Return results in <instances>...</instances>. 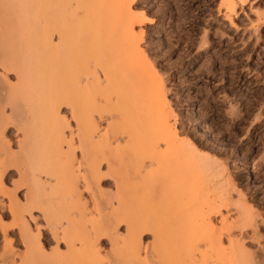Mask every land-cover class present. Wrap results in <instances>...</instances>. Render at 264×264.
<instances>
[{
  "label": "rangeland",
  "instance_id": "rangeland-1",
  "mask_svg": "<svg viewBox=\"0 0 264 264\" xmlns=\"http://www.w3.org/2000/svg\"><path fill=\"white\" fill-rule=\"evenodd\" d=\"M5 1L0 0L2 7L4 3L7 4L4 6L6 9L0 7V12L14 6L15 1H12V4H9L7 0ZM233 1L235 9L230 11L227 9L228 5L225 0H132L131 7L139 21L135 25V31L142 33L139 41L140 47L150 61L152 70L163 81L167 102L166 110L169 114L168 120L173 131L178 135L176 144L174 143L175 147H168L161 143L162 147H160V154H158L160 162L165 160L168 162L167 160L172 159L171 166H175H172L173 171H169L170 173H162L164 162L161 164L159 162L163 168L159 167V164H155L156 167L153 166L148 170L149 174L145 171L144 175L142 174V177H145L143 180L139 178L140 183H138L140 185H137V188L136 185L134 188L125 185V188L121 190L118 181H116V176L108 173V166L106 162H103L101 173L105 177L103 176L104 178L98 182L99 184L86 187L87 168L83 163L84 159H82V148L79 145L81 144L79 143L80 133L78 132L77 121L73 116V108L67 104H62L59 107L61 118L65 119V123L68 124L65 135L69 138L68 142L71 139L74 142L75 159L73 163L76 174L80 176H78L80 178L78 184L81 196L85 201L84 204H87L85 205L87 206L85 213L87 218L90 217L95 220L91 222L89 218L90 222L87 225L90 226V223L100 221L101 214H109L113 208L120 207L119 199L122 200L125 197L121 201L124 202H120L121 205L131 207V213L137 217L143 212L145 217L142 215L140 219L151 217L150 220L155 223L156 228H159L157 230L159 231L158 234H161L160 237H165L164 239L173 237L174 240L179 237L180 240L177 241L182 242L184 234L196 227L192 221V216L206 201V203H211L210 206L206 207L205 205L208 204L205 203L203 205L205 209L200 211L208 208L207 217L210 216L209 220L213 221L216 228L222 229L220 231L224 246L228 250L230 247L242 249L239 252L244 251L245 261L250 258L249 262L254 261L252 264H264V0ZM19 3L20 1L15 2V6L17 5V8L14 6L15 9H21L18 7ZM10 53H12L11 50ZM100 76L103 77L102 74ZM18 77L17 72L12 70L6 73L5 69L0 66V127L2 126V128V124H5L3 121L7 118L10 119V117L15 119L14 114H17V105H13L12 98L10 100L13 104L7 100L10 98V94L14 93H11V89L16 90L18 87L19 89H17L21 90L19 95L23 98V93H21L23 90ZM23 100L25 101V99L21 100L20 97V103L23 107L20 106L19 108H22L23 113L29 116L26 104L23 105L26 101L23 102ZM121 105L120 108L123 107ZM125 105L127 107V104ZM129 108L124 107L127 110L125 112L128 113ZM130 109H133V113H135L136 109ZM13 110L15 111L13 112ZM111 110L110 112H112ZM114 112L117 113V111ZM114 112H104L105 114H102L104 116L97 114L100 138L97 137L99 139L108 137L115 147V153L119 147L128 152L133 147L132 143L130 144L132 146L129 145L131 141L125 139L132 134L128 132V135H125L130 125L128 126V120H125L128 128L121 126L120 122L124 120L122 119L119 125L124 129L119 130L123 134V130L128 129L124 133L126 137L119 135L120 133L115 136L112 123L119 121L121 117H119L120 119L115 118ZM129 113L131 114V111ZM138 116L136 115V117ZM22 118L28 120L25 116ZM138 118L142 120L141 117ZM129 119L135 124L130 122L131 126H135L136 131H141L138 127L141 120H135V117ZM132 119L138 121L139 124L136 125ZM17 124L19 125L9 124L4 133L1 134L0 132L1 165L2 161L6 162L7 159H12L13 155L16 157L19 153L20 156L23 152V148L20 150L22 145L29 143V140L32 142L30 136H27V130L25 129L26 133L23 130L25 128L22 127L24 126L23 123L21 122L22 126L19 122ZM118 128L120 127L118 126ZM26 137L29 138L28 141ZM136 139L134 138V140ZM64 147L67 150L68 144L65 143ZM174 148L187 150L189 154L197 153L215 161V164L207 169L204 164L205 167L202 165V169L200 166H195L197 162L194 163L193 160L188 162L182 159L184 162H180L175 156L178 154L176 152L179 151L175 152L176 149ZM124 153L122 157L125 156L126 153ZM20 161H22L19 163L20 166L12 167L6 174L2 175L0 170V264H26L25 261L30 251L42 254V256L45 255L43 257L46 259L47 257L48 259L51 258L49 260L60 259L62 264H79L67 261L65 258L70 254V244L68 238H65L68 220L63 217V207L54 204L56 207L52 214L42 208H47L46 204L50 199L57 198L58 188L54 187L56 185L54 184L55 179L51 176L50 178L46 173L40 174V172L30 170L32 167H27V163L24 166L25 161L23 159ZM169 163L166 165L170 169ZM125 165L127 167L128 164ZM192 168L205 173L203 180L204 178L206 180L203 183L200 180L197 187L199 188L198 191L195 190V184L197 186L198 180L202 178H198L199 173L196 174V172L197 179L196 177L193 178L195 174L190 175L193 171L188 173V170ZM153 170H155L154 173L159 170L156 174L160 177L157 178V182L156 179L153 180L154 177H157L155 174L153 177ZM207 178H210L213 185L217 184L220 187L217 190L213 189L214 191L208 189L209 192L206 193L211 191L215 193L216 191L215 195L214 193L208 194L210 199H206V195V198L203 199V195L204 202H201L199 196L202 194L201 191L203 193L205 191L204 186L209 181ZM194 179H196V182L193 181L195 184L192 182ZM154 181L159 184L157 187L153 186L154 189L157 188L155 195L152 191L154 189L150 188L152 184L156 185ZM191 182L193 187L190 186ZM131 187V191L133 189L139 190L138 193L135 191L137 195L140 193L138 197H136L137 195L134 197L135 193H133L134 190L130 191ZM200 188L203 190L200 191ZM192 189L195 190L194 192H199L200 194L197 193L199 196L194 193V197L190 193ZM118 190L122 192L119 191V193ZM52 193H54L53 197L49 195ZM125 193L130 194L128 195L130 197L125 196ZM217 193L220 194L222 200L216 196ZM163 194H165L164 198ZM193 197L194 199H192ZM130 198H135V203L133 200L131 202ZM195 198L201 202L199 203L201 205L195 201L197 200ZM126 200H130L128 205ZM193 201L196 203L193 204L194 206L198 207L197 205H199L200 207L195 209L192 205ZM125 207L122 208L124 212L130 214L129 208L127 210ZM210 207H213L212 210L214 211ZM100 208L104 210L103 213H101ZM193 211L195 212L192 213ZM55 212L56 214H54ZM196 213H199V210ZM176 223L179 224L176 225ZM160 224L161 227H159ZM90 227L89 232L92 230V226ZM93 232L92 237H94ZM150 232H145L142 235L143 257L149 261L155 259H152V245L155 235ZM126 235L127 227L125 223H122L115 230L112 229L109 235L99 237L96 245L97 249L100 250L104 264H121L116 259L114 244L124 240ZM176 240L174 243H177ZM76 245L80 248V241H77ZM232 245L234 246L232 247ZM32 264H43V262L36 261Z\"/></svg>",
  "mask_w": 264,
  "mask_h": 264
},
{
  "label": "bare ground",
  "instance_id": "bare-ground-1",
  "mask_svg": "<svg viewBox=\"0 0 264 264\" xmlns=\"http://www.w3.org/2000/svg\"><path fill=\"white\" fill-rule=\"evenodd\" d=\"M12 1H20L18 7H21V9H15L17 5L15 6L14 2L15 8L13 6L12 8H8L9 11L2 9L3 11L0 12V66L5 69L6 73L12 70L17 72L19 75L18 80L24 92H21L23 93L22 98V96L19 95V91L21 90H18V87L17 89L14 86L17 92L14 88V90L11 89V93L14 92L12 93L13 96L10 94V98L7 100H9L10 104L12 103L11 100H13L14 104H12L17 105V107L15 106L17 108V114L13 113L16 118L10 117L12 120L7 118L3 121L5 124H2L3 128L2 126L0 127V132L1 134L4 133V130L7 129L9 124L15 123L17 126L19 122L20 126H22V122L24 125L22 127H25L23 130L25 133L27 130V136H30L29 138L32 142H30V140V144L28 142L25 143L26 141L24 142L25 144L22 145L20 149L22 150L23 148L22 154L20 152V156L19 153L18 156L16 155V157L19 158L13 155L14 157L12 159L9 158L10 160L7 159L6 162L2 161L0 170L2 175L6 174L12 167H18L17 165L22 162L20 160L23 159L25 161V163L23 162L24 166H26L27 163V167H32L30 170H35L34 172H40V174L46 173L49 177L51 176L55 179L54 184L56 185L54 187L58 188V192H55L57 198L55 197L56 199L53 200L50 199L47 204L46 201L45 204L47 208H42L46 209L49 214H52L54 212L53 209L56 207V205L54 207V204L63 207V217L68 220L67 230L65 229V238H68L67 240L70 244V254L65 257L66 260L79 264H104L100 250L97 249V240L103 235H109L112 229L115 230L119 224L125 223L127 227L126 238L120 241L121 243L118 242L114 244L116 259L121 262V264H246L247 261L248 264H252L254 261L249 262L251 260L250 258L245 261L246 255L244 251H242L243 254L239 252L242 249L236 247L232 249L228 247V250L224 246L222 229L216 228L213 221L209 220L210 216L207 217V214H209L208 208L204 210L208 213L200 211L205 209L203 205H205L206 201L202 205L199 204L204 202L203 199L206 198L205 195L207 196L206 199H210L208 198V194L214 193L212 191L217 190L220 186L217 184H214V186L210 181V176V178H207L209 181L206 183V186H204V193L201 191L203 188H200L202 194L199 196L198 194L200 193L194 191L196 189L197 191L199 190L197 187L200 184V180L203 183L206 178L203 180L205 173L196 168L188 170V173L190 174L193 171L190 174L191 176L194 175L195 172L196 174L199 173L198 178L202 179L198 180L196 186L193 182L197 179L196 174L193 176V178L196 177V179L192 180L196 188L194 191L192 189L190 193L193 195L194 193H198L197 196H199L200 201H202H198L197 198H195L197 199L195 201L202 207L199 205H197L198 207H196V205L194 206L193 204L195 201H193L192 205L195 209L200 207L198 209L199 213H196L198 210L192 212H195L194 216H192V221L196 224V227L186 232L184 237L182 236V242L177 241L180 240L179 237L177 240L175 239L177 243H174L175 240L173 237H168L166 239H164L165 237H160L161 234L159 235V231L157 230L159 228H156L155 223L150 220L151 217H148L149 219H140L143 212L138 218L131 213V207H125L124 204L121 205V203L124 202L121 201L124 200L125 197L122 200L119 199L120 207H117V209L113 208V211H111L112 213L109 212L111 215L108 213L101 214L100 221H97L98 223H90L94 232L92 230L89 232L91 227L87 225V223L90 222V220L92 222L94 219L92 220L90 217L87 218L85 213L87 212V206H85L87 204H84L85 201H83L81 196L78 184L80 176L76 174L75 164L73 163L75 159L74 142H72L73 139H71L72 141L70 140L71 144L70 141L68 142L69 138L65 135L66 125L68 127V124L65 123V119L63 120V118H61L59 107L62 104H67L73 108V116L77 121L76 123L79 128L78 132L81 136H79V143H81L79 145H81L80 147L82 148V159H84L83 163H85L87 168V175H84L86 178V180L84 179L85 186L91 187L101 182L100 180L105 177L101 173V165L103 162H106L109 170L108 173H111L110 175L112 176H116L114 177L117 178L116 181H118L121 190L125 188V185H130L133 188L136 185L137 188V185H140L139 181L143 180L145 177H142L145 171L148 173L151 167H156V165L159 164L158 154H160L159 152L162 144H166L168 147H175L174 143L176 144L178 135L173 131L168 120L169 114L166 110L167 102L164 84L157 73L152 70L150 61L140 47L139 41L142 33H137L135 31V25L139 21L137 20L136 13L132 10V0H7L9 4H12ZM5 3L4 6L7 5H5ZM225 3L228 5V10L232 11L235 9L233 0H225ZM4 6L2 7L1 5L0 7L4 8ZM9 49L12 53H10ZM99 73L102 74L104 79H102L103 77H101ZM20 97L21 100L25 99L26 101L23 105L26 104L25 106L29 111H27V113L30 114V118L26 113H23L22 108H19L20 106L23 107L20 103ZM25 101L23 100V102ZM125 104H127V107ZM117 105L119 106L116 107ZM120 105L123 107L120 108ZM111 107L113 108L112 110ZM124 107L136 109L135 113H133V109L131 110L130 108L128 113L125 112L127 110H125ZM20 109L22 110L20 111ZM118 109H120V112ZM123 109L124 111H122ZM110 110L112 112H110ZM14 111L15 110H13V112ZM114 111H117L118 114ZM129 111H131V114ZM104 112H114L115 118L121 117L119 121L116 119L117 122L112 123L115 136H118L119 133V135H124L128 129H131L132 126L130 122L132 121L129 118L135 117V120L138 117L142 118V120L140 118L137 119L141 120L140 124L138 121L136 122L132 119L135 121L136 125L138 123L141 126L140 128L138 125L139 129H141V131L137 130L139 133L135 130V126L125 133V135H128V132L132 133L128 135V138L129 136H131V138H125L131 141H129V145L131 143L133 144L132 149L130 148L131 150L128 152L123 151L119 145V148L116 150L117 152L120 151L119 155V153L114 152L115 147L108 137L105 136V139H99L100 127L97 114L104 116L102 115ZM21 115L27 117L28 120H23L24 118H22L23 116ZM136 115L139 116L136 117ZM122 119L124 120L121 121ZM125 120H128L127 125H130V128L125 124ZM119 122L121 126L128 128L123 130V134H121V130L124 128L119 125ZM118 126L120 128H118ZM116 127L117 131L121 129L118 133L115 130ZM2 129L3 131H1ZM29 138L26 137L27 141ZM134 138L137 139L134 140ZM96 139L99 140L97 141ZM65 143L68 144L67 150L64 147ZM126 143L128 144V141H126ZM175 152L178 153L175 154V156L178 157L180 162L182 159L188 162L189 160H193L194 163L197 162L195 166L202 167L203 165V167H205V164L207 166L205 167L206 169L211 168L215 164V161L207 157H202L197 153L189 154L187 150L179 149H176ZM123 153L125 154L124 157H122ZM167 161L168 162H166V160L162 162L168 164L169 161H171V163H169L171 170L167 167L166 163L162 164L164 166L163 168L160 165L162 162H160L159 167L163 168L162 173H170L173 171L172 169L175 165H172L173 167L171 166L173 163L172 159ZM125 164H128L127 167ZM122 165H124V167H122ZM159 167L157 168L159 169ZM154 171L155 170H153V177L159 170H156V173H154ZM207 171L209 172V170ZM200 175L202 176L200 177ZM157 178L160 177H154L153 180L156 179L155 181L157 182ZM214 181L216 183V180ZM192 182L191 184L189 183L190 186ZM157 185L159 184H152L150 188L152 187L154 189ZM208 189L212 191L206 193L209 192ZM121 190H118V192ZM125 190L128 191L127 189ZM133 190V193H135V191L138 193L139 191L137 189ZM156 190L157 188L152 190L154 191V195L156 194L155 192H157ZM166 193L167 192H165V194ZM53 194L54 193L49 195L53 197ZM165 194H163V198ZM126 195L127 193H125V196ZM135 195L137 194L135 193L134 197ZM138 195L136 197H138ZM219 195L217 193L216 196L221 198ZM194 197L192 199H194ZM220 198L219 200H222V198ZM130 199L131 202H133L135 198ZM129 201H127V205ZM140 202L141 201H139V203ZM206 204H208L205 205L207 207L210 206L211 203ZM124 207L127 210L129 208L128 211H130V214L124 212V209H122ZM212 209L213 207L211 210ZM103 212L104 210L101 211V213ZM54 214H56V212ZM162 215L161 217L164 218ZM177 224L179 223H176V225ZM159 227H161V224ZM162 229L164 231V228ZM150 231L155 235V240L152 245V259L155 258L156 261L153 259L154 261L151 260L152 262L144 258L142 253L144 249L142 235ZM92 232L94 233V237H92ZM156 232L157 234H155ZM77 241H80V248L76 245ZM233 244L235 245V243ZM234 245H232V247ZM36 253L30 251L25 261L27 262L26 264H32L36 261L43 262V264H62L60 259L49 260L51 258L48 259L47 257L46 259L43 257L45 255L42 256V254Z\"/></svg>",
  "mask_w": 264,
  "mask_h": 264
}]
</instances>
